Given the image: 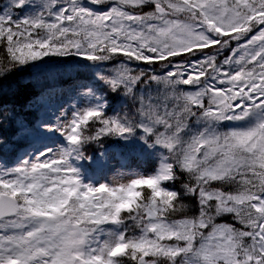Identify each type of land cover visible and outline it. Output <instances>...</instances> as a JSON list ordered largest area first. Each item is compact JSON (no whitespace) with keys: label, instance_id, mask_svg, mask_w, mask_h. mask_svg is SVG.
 Returning a JSON list of instances; mask_svg holds the SVG:
<instances>
[{"label":"snow or ice","instance_id":"1","mask_svg":"<svg viewBox=\"0 0 264 264\" xmlns=\"http://www.w3.org/2000/svg\"><path fill=\"white\" fill-rule=\"evenodd\" d=\"M0 264H264V0H0Z\"/></svg>","mask_w":264,"mask_h":264},{"label":"rangeland","instance_id":"2","mask_svg":"<svg viewBox=\"0 0 264 264\" xmlns=\"http://www.w3.org/2000/svg\"><path fill=\"white\" fill-rule=\"evenodd\" d=\"M96 151V148H87L86 149V152H88V153H92V152H95ZM148 165L147 164H145L144 165V167H147Z\"/></svg>","mask_w":264,"mask_h":264}]
</instances>
